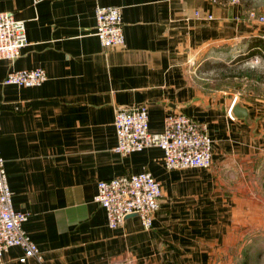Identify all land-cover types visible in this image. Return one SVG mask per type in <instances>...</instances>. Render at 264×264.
Instances as JSON below:
<instances>
[{"label":"crops","instance_id":"1","mask_svg":"<svg viewBox=\"0 0 264 264\" xmlns=\"http://www.w3.org/2000/svg\"><path fill=\"white\" fill-rule=\"evenodd\" d=\"M97 6L120 10L121 48L94 35ZM2 12L24 22L28 45L0 60L1 154L12 206L28 213L23 229L42 256L20 262L11 247L2 264H248L254 253L264 264V120L201 77L215 48L264 37V24L215 0H0ZM37 68L39 87L3 83ZM139 105L151 134L173 113L205 124L211 167L168 171L158 148L117 154L115 111ZM142 172L162 187L151 228L136 216L110 228L97 183Z\"/></svg>","mask_w":264,"mask_h":264},{"label":"built area","instance_id":"2","mask_svg":"<svg viewBox=\"0 0 264 264\" xmlns=\"http://www.w3.org/2000/svg\"><path fill=\"white\" fill-rule=\"evenodd\" d=\"M248 15L253 16L252 13ZM94 17V35L100 45L106 49L121 48L124 34L120 10L116 7L97 6ZM256 20L264 24V13ZM27 45L24 22L9 13H0V60H16ZM46 80L45 71L37 68L11 71L3 83L33 88L41 86ZM227 114L233 119L231 110ZM114 129L117 139L114 150L121 156L158 148L163 153V164L168 171L211 167L214 139L205 124L183 114L169 115L165 119L163 132L151 134L148 131L146 105L119 108L114 115ZM11 196L0 147V264L3 262V254L11 247L22 250L20 262L29 257L40 261V250L23 229L28 213L15 211ZM161 197V184L150 173L142 172L99 181L93 202L104 210L110 228L121 226L126 217L136 216L143 228L150 229Z\"/></svg>","mask_w":264,"mask_h":264},{"label":"rangeland","instance_id":"3","mask_svg":"<svg viewBox=\"0 0 264 264\" xmlns=\"http://www.w3.org/2000/svg\"><path fill=\"white\" fill-rule=\"evenodd\" d=\"M215 1L218 4H238L242 7L243 13H252L253 16L251 18L254 20L264 13V0ZM262 30L264 33V26H262ZM243 41L215 48L210 53V58L204 54L195 60L194 66L198 72V64L202 63L201 61L205 60L207 56L208 59L203 62V65L206 64L211 72L207 71L208 73H204L201 77L207 81L215 82L218 87H226L232 90L238 97L239 102L250 107L256 117L264 120V76L262 75L264 73V64L255 55L247 57L246 46ZM253 71L256 76L260 75L263 77L260 82L249 80L248 74ZM245 77L248 78L246 79ZM260 257V255H255L254 253L253 256L249 257L248 264H259ZM238 262H241V258L238 259Z\"/></svg>","mask_w":264,"mask_h":264},{"label":"trees","instance_id":"4","mask_svg":"<svg viewBox=\"0 0 264 264\" xmlns=\"http://www.w3.org/2000/svg\"><path fill=\"white\" fill-rule=\"evenodd\" d=\"M243 44H245L246 46L247 57L251 55H255L264 64V37L261 36L249 37L247 39H244ZM262 75L264 76V73H262ZM248 77L250 81L254 80L256 82H260L263 78L260 75L256 76L254 71L250 72V74H248ZM248 77L245 78L247 79Z\"/></svg>","mask_w":264,"mask_h":264},{"label":"water","instance_id":"5","mask_svg":"<svg viewBox=\"0 0 264 264\" xmlns=\"http://www.w3.org/2000/svg\"><path fill=\"white\" fill-rule=\"evenodd\" d=\"M232 113L238 117H241L243 114H245V110L238 105H235L232 109Z\"/></svg>","mask_w":264,"mask_h":264}]
</instances>
